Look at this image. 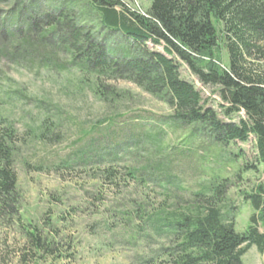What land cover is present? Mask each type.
<instances>
[{
	"label": "rangeland",
	"instance_id": "obj_1",
	"mask_svg": "<svg viewBox=\"0 0 264 264\" xmlns=\"http://www.w3.org/2000/svg\"><path fill=\"white\" fill-rule=\"evenodd\" d=\"M121 1L148 18L153 0ZM65 9L112 57L143 51L120 30L104 28L88 0H0V133L15 135L17 177L0 210V264H147L153 251L169 246L158 214L186 211L201 203L197 193L225 183L224 215L245 232L255 213L245 194L264 185L254 138L226 147L173 123L174 109L136 83L78 70L57 39L66 34L64 21L57 36L46 35L49 19ZM147 46L164 52L163 45ZM212 53L200 57L201 65L227 69L224 41ZM176 58L182 77L222 120L245 117H227L219 87L203 85ZM247 162L256 169H246ZM109 169L116 179L106 178ZM35 230L48 249L28 241ZM243 262L264 264V252L253 246Z\"/></svg>",
	"mask_w": 264,
	"mask_h": 264
},
{
	"label": "trees",
	"instance_id": "obj_2",
	"mask_svg": "<svg viewBox=\"0 0 264 264\" xmlns=\"http://www.w3.org/2000/svg\"><path fill=\"white\" fill-rule=\"evenodd\" d=\"M88 3L104 28L120 30L143 51L141 56L120 51L122 60L112 57L108 47L94 41L90 29L76 22L74 10L65 9L59 17L49 19L46 35L57 36L56 24L64 21L66 34H58L57 39L78 70L136 83L174 109L173 123L192 127L226 147L254 138L256 159L264 163V0H153L148 18L131 11L121 0ZM221 41L228 52V68L212 62L202 66L200 57L212 56ZM148 42L163 45L164 52L150 50ZM176 57L203 85L219 87L220 97L227 104L220 106L227 117L240 112L245 117L238 122L222 120L213 107L206 105L195 84L182 77ZM191 132L195 134L193 129ZM14 141L10 129L0 133V210L7 205L17 183L11 164ZM255 166L247 162L246 169H256ZM105 176L109 180L117 178L112 169ZM226 192V183L211 187L196 194L201 202L198 205L183 212L158 214L156 220L162 222L169 246L161 245L146 263L244 264L243 256L253 246L264 252V185L245 194L255 213L243 233L235 230L233 218L226 219L224 215L220 204ZM157 228L159 231L161 225ZM28 236L36 248H49L37 230L29 231Z\"/></svg>",
	"mask_w": 264,
	"mask_h": 264
}]
</instances>
